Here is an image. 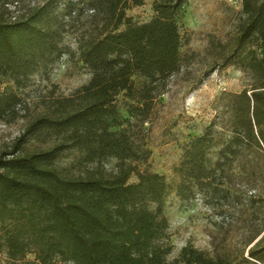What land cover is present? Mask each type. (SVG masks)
<instances>
[{"label":"trees","instance_id":"16d2710c","mask_svg":"<svg viewBox=\"0 0 264 264\" xmlns=\"http://www.w3.org/2000/svg\"><path fill=\"white\" fill-rule=\"evenodd\" d=\"M19 1L0 0V119L6 122L18 116L19 90L31 75L60 55L66 32L59 0L8 14L6 6ZM184 2L154 0L155 16L137 24L125 11L143 0H86L92 13L76 58L90 70L89 80L55 98L0 151L5 264H264V0H241L233 44L206 52L210 66L195 85L224 65L240 70L245 83L224 93L210 125L182 146L173 187L163 174L140 169L150 149L122 126L119 94L129 115L144 121L167 79L189 63L179 50L176 20ZM46 139L45 146L29 143ZM68 150L79 153L80 165L114 159L115 169L60 168ZM131 174L135 182L128 181ZM170 191L182 200L199 194L218 216L210 251L187 243L167 259L173 245L163 203Z\"/></svg>","mask_w":264,"mask_h":264},{"label":"rangeland","instance_id":"374dc122","mask_svg":"<svg viewBox=\"0 0 264 264\" xmlns=\"http://www.w3.org/2000/svg\"><path fill=\"white\" fill-rule=\"evenodd\" d=\"M44 1L21 0L6 8L8 14L18 15ZM153 2L143 0L141 5L127 8L126 16L137 24L149 21L156 14ZM58 12L66 23V32L60 42L62 52L44 69L32 74L28 85L19 90L18 116L9 122L0 119V151H8L27 123L46 113L55 98L71 95L91 76L90 70L76 58L79 41L87 35L92 13L86 0H59ZM242 16L241 0L233 3L228 0H185L176 20L179 50L189 57V63L167 79L164 92L154 99L152 110L144 121L129 115L123 107L122 94L117 97L120 113L127 120L122 126L135 143L150 149L148 160L140 169L145 167L163 174L172 187L178 180L173 167L179 162L182 146L210 125L216 111L221 109L220 97L224 93L238 92L244 86L241 71L232 65L218 66L204 76L200 84H194L210 66L211 58L206 55L208 49L233 44ZM122 28L124 25L119 26ZM48 142V139L45 142L29 141L30 145L42 146ZM78 157L77 151L68 150L60 156L57 165L73 173L95 166L107 173L115 169L114 159L80 165ZM136 180L135 174L128 179L129 182ZM163 213L169 223V241L173 245L168 260H172L187 243L201 250H211L212 221L218 216L203 203L199 194L182 200L170 191L164 199ZM27 257L31 259L33 255ZM253 263L258 264L253 260L246 264ZM0 264H5L4 253H0Z\"/></svg>","mask_w":264,"mask_h":264},{"label":"built area","instance_id":"2783aa9c","mask_svg":"<svg viewBox=\"0 0 264 264\" xmlns=\"http://www.w3.org/2000/svg\"><path fill=\"white\" fill-rule=\"evenodd\" d=\"M229 2H231V3H233L234 2V0H228Z\"/></svg>","mask_w":264,"mask_h":264}]
</instances>
